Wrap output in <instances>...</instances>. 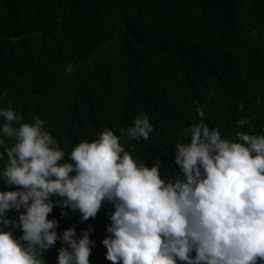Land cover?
Returning <instances> with one entry per match:
<instances>
[{"label":"trees","instance_id":"obj_1","mask_svg":"<svg viewBox=\"0 0 264 264\" xmlns=\"http://www.w3.org/2000/svg\"><path fill=\"white\" fill-rule=\"evenodd\" d=\"M0 108L45 121L66 157L107 128L147 166L158 156L162 178L180 175L172 152L201 122L197 108L222 138L264 135V0H0ZM142 114L149 138L123 135ZM112 211L81 222L78 210L56 206L48 219L58 235L74 226L80 238L91 227L90 264H111L101 241ZM60 247L45 264H57Z\"/></svg>","mask_w":264,"mask_h":264},{"label":"clouds","instance_id":"obj_2","mask_svg":"<svg viewBox=\"0 0 264 264\" xmlns=\"http://www.w3.org/2000/svg\"><path fill=\"white\" fill-rule=\"evenodd\" d=\"M196 111L201 122L184 129L187 142L172 152L180 175L165 179L158 156L147 166L112 130L79 142L66 157L45 121L24 123L0 108V181L15 189L0 191V264H45L58 240L57 264H90L93 229L80 238L74 226L58 235V221L48 217L60 206L78 210L83 222L108 205L114 211L101 243L111 264H264V135L222 138ZM120 131L140 141L154 128L142 114Z\"/></svg>","mask_w":264,"mask_h":264}]
</instances>
